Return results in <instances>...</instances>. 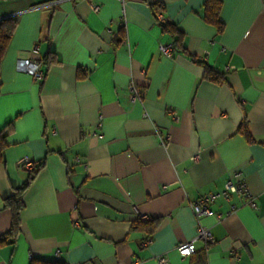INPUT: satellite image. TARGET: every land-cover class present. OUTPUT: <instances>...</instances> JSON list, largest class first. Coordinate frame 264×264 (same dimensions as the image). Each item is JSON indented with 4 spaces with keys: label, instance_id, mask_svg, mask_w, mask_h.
<instances>
[{
    "label": "crops",
    "instance_id": "1",
    "mask_svg": "<svg viewBox=\"0 0 264 264\" xmlns=\"http://www.w3.org/2000/svg\"><path fill=\"white\" fill-rule=\"evenodd\" d=\"M205 1L126 0L123 14L119 0H0V20L17 19L0 63V237L5 199L31 173L19 160L36 163L0 264H264V0H221L222 31L203 19ZM158 12L181 33L172 57ZM19 58L44 63V78ZM236 171L256 207L217 198L225 216L200 219L215 242L181 256L197 231L191 203Z\"/></svg>",
    "mask_w": 264,
    "mask_h": 264
},
{
    "label": "built area",
    "instance_id": "2",
    "mask_svg": "<svg viewBox=\"0 0 264 264\" xmlns=\"http://www.w3.org/2000/svg\"><path fill=\"white\" fill-rule=\"evenodd\" d=\"M119 1L123 6V14H124L126 0H119ZM153 1L158 2L159 0H153ZM92 9L95 12H98L100 10V7L98 5H93ZM156 21L158 23L165 22V18L161 12H158ZM159 48L161 53L166 56L172 57L174 55V46L172 42L161 44ZM16 65L19 71H24L29 73L35 80H41L45 76L43 64L40 61H33L29 58H19L17 59ZM129 90H130L131 100L137 101L142 99L143 95L141 89H139L134 82L130 83ZM175 118L177 119L178 117L176 116ZM192 158L193 160H197L199 156L195 155ZM19 165L23 166L25 169L29 171H33V169L36 167V163L28 157L21 158L19 160ZM232 193H239L245 195L247 197V204L250 205L251 207H256L254 197L249 192L247 184L243 179L242 172L241 171L234 172L227 180L225 189L223 191L206 194L191 203L192 210L197 220V231L195 236L190 241L180 243L177 246L176 249L181 256L187 257L192 255L196 250L195 243L198 240H203L207 244H213L215 242V238L212 235L211 231L200 224V219L203 216H215L217 220H221L225 216V213L216 212L213 209H211L209 205L219 197H223L224 199L229 201ZM234 209H235V205H231L230 211H233ZM139 217L141 219H146L147 215L140 213ZM147 242L148 241H145L144 244L146 245ZM157 260L159 264L168 263V257L166 255L158 256Z\"/></svg>",
    "mask_w": 264,
    "mask_h": 264
},
{
    "label": "trees",
    "instance_id": "3",
    "mask_svg": "<svg viewBox=\"0 0 264 264\" xmlns=\"http://www.w3.org/2000/svg\"><path fill=\"white\" fill-rule=\"evenodd\" d=\"M205 12L203 19L218 28L219 31H222L223 29V22L220 19V10L222 6L221 0H206L205 1ZM161 6L156 4V10H160ZM165 26V29L170 30V32L174 35L173 40V46H174V53L176 50L183 49V45L181 42V33L176 28L170 27V25H167V23H162ZM17 28V19L13 16L6 17L0 20V63L6 53V50L9 46V43L13 37V34ZM44 64V63H43ZM206 74L209 75L210 78L215 82H220L223 77L216 74L211 68L206 66ZM245 135L248 139H251L249 132L247 129L244 130ZM7 131H3L0 133V161L3 158V151L7 145L6 138H7ZM36 173V167L31 171L29 179L18 189H16L13 194L8 196L5 199V204L12 213V223H11V229L9 232L5 235L0 237V243L4 241H13L14 237L16 236L18 230H19V223H20V212L24 207V202L22 199L24 191L28 188L30 185V182ZM205 260L201 259V263L204 264ZM30 264H62L58 262H52V261H45L41 259H33Z\"/></svg>",
    "mask_w": 264,
    "mask_h": 264
}]
</instances>
